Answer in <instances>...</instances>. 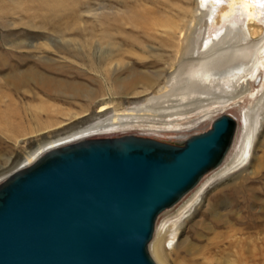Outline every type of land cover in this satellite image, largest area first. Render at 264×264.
I'll use <instances>...</instances> for the list:
<instances>
[{
  "label": "rangeland",
  "instance_id": "1",
  "mask_svg": "<svg viewBox=\"0 0 264 264\" xmlns=\"http://www.w3.org/2000/svg\"><path fill=\"white\" fill-rule=\"evenodd\" d=\"M199 4V0H0V180L17 171L43 141L83 131L112 115L124 121L138 118L160 129H131L94 138L133 134L179 143L209 129L223 112L237 120L247 112L248 132L256 120L260 122L250 160L218 170L177 203L162 220L161 236L152 230L147 253L156 264H264L261 77L256 82L229 81L225 87L209 85L205 91L195 92L198 88L189 80L191 64L182 52L185 44L180 43L178 32L191 23L186 33L196 58L203 39L224 24L206 25V10ZM193 17L197 20L192 23ZM257 21L249 23L254 43L264 37ZM29 69L75 81L98 98L90 103L48 96L33 84L15 91L2 79ZM96 71L109 79L103 82ZM129 71L146 81L134 88L135 94L114 95L113 81L127 77ZM84 110L86 115L69 121L74 112ZM46 122L65 125L18 144L15 141L22 133L17 138L5 133L17 132L20 126L30 133L45 127ZM165 123L172 125L166 127ZM158 216L153 228L162 219Z\"/></svg>",
  "mask_w": 264,
  "mask_h": 264
},
{
  "label": "water",
  "instance_id": "2",
  "mask_svg": "<svg viewBox=\"0 0 264 264\" xmlns=\"http://www.w3.org/2000/svg\"><path fill=\"white\" fill-rule=\"evenodd\" d=\"M227 114L181 143L122 136L44 154L0 185V264H154L155 217L225 154Z\"/></svg>",
  "mask_w": 264,
  "mask_h": 264
},
{
  "label": "bare ground",
  "instance_id": "3",
  "mask_svg": "<svg viewBox=\"0 0 264 264\" xmlns=\"http://www.w3.org/2000/svg\"><path fill=\"white\" fill-rule=\"evenodd\" d=\"M199 3V5L206 10V14H204V16L207 18L205 20L206 25L210 23L212 26L217 22H223L224 24L222 23L223 26L216 32H213V34L209 35L205 40L203 39L199 50L196 52V58L194 48H190L188 45L189 38L188 34L186 33V29L191 23H188L184 26L185 30L182 29L178 32L182 38L180 43L185 44L183 48L181 47L182 52L189 57L188 62L191 64L189 80L192 81V86L198 88V90L195 92L201 93L205 91L209 85L214 86L220 84L221 86L225 87L228 86L229 81L239 82L243 80V83H250L251 81L256 82L258 77H261L259 87L264 90V37L257 43L251 41V38L254 35L252 29H250L249 26L250 22L257 21L256 19H258L257 22L264 31V0H199ZM196 20L197 19L193 17L192 23ZM237 38L240 40L236 41L234 44V41ZM238 44L240 45L238 46ZM237 58L242 59H240L238 62H230L232 60L236 61ZM242 60H245V62H241ZM209 61L211 62L210 64L208 63ZM95 73L97 76L102 78L98 71ZM107 78L109 79V76H106V79ZM2 79H4V83H8L15 91H17L20 87H26L30 84H33L42 93H45L48 96L70 97L72 99L81 98L90 103L94 102V100L98 98L96 97V93L93 90L88 87H84L75 81H62L60 78H52L44 75V73L35 72L33 69L23 72H12L10 74H6V76ZM106 79L102 78L101 80L105 82ZM146 79L147 78L144 76H138L136 73L129 71L127 77L123 79L115 78L113 81V93H115L114 95L121 96H127L129 93L135 94L133 91L134 88L137 85L142 84L144 81H146ZM86 112L87 111L85 110L82 112H74L69 117V121L74 122L76 119L86 115ZM58 113L63 115V112ZM223 114L225 113L223 112ZM230 117L235 122L234 131L231 142L221 161L215 168L204 173L197 180L195 185L190 190L185 192L173 205L163 209L159 213V216L162 217V219L159 222L157 221L153 228L155 233L157 231V236H161L162 234L163 218L170 214L169 212L177 207V205L180 204V202L186 196L189 195L188 197H190L194 192H196L211 175L216 173L218 170H226L230 164L244 165L250 160L253 151L252 144L254 135L257 133V128L259 127L260 122L258 120L255 121L254 125L252 126V132L250 133L247 131L248 126H250L248 125L249 118L247 112H244V114L238 120L232 116ZM152 123L158 124V122ZM172 123H165V126L170 127ZM16 124L18 125V123ZM63 125H65L63 122H58L55 124L46 122L45 127L31 131L30 133H26L24 126H20L17 132L12 129L14 130V133H11L7 130H5V133H10L11 138H17L19 134L22 133L21 136H19V138H17L15 141V144H18L19 142L28 138H33L39 135L42 136L52 130L62 127ZM131 129H148L147 131L150 130L151 132V130L159 131L160 126L154 124H143L142 121L138 120V118H128V120L124 121L122 117L112 115L106 118L104 121L94 123L83 131L67 134L64 138L58 137L54 141H43V143L38 145L34 152H30L28 154L24 164L17 171L0 180V185L3 184H1V182L10 178L13 174L35 164L39 158L50 151L66 147L68 145L77 144L86 140L103 139L94 137L104 134L126 133ZM235 132H237V134L234 138ZM122 136L135 137L133 134H125ZM185 140L180 141L183 142ZM2 170L3 168L0 167V173ZM185 200L186 199H184V201ZM149 244L150 243H148L147 247ZM149 257L154 262L152 257ZM154 264L156 263L154 262Z\"/></svg>",
  "mask_w": 264,
  "mask_h": 264
}]
</instances>
